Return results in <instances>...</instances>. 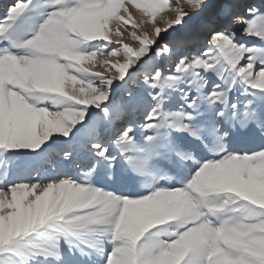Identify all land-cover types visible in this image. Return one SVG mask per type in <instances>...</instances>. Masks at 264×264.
I'll return each mask as SVG.
<instances>
[{
  "label": "rangeland",
  "instance_id": "374dc122",
  "mask_svg": "<svg viewBox=\"0 0 264 264\" xmlns=\"http://www.w3.org/2000/svg\"><path fill=\"white\" fill-rule=\"evenodd\" d=\"M29 1L22 0V2L17 5L20 7L15 6L16 9H12L13 11H11L12 13L10 12L11 14L8 13V19L6 20L7 25H1L0 23V31L6 33L7 37L13 40L14 37L12 31L15 29L14 24L16 22L18 24L19 19V21L23 22H19L20 25L22 24L20 27H23V25L25 26L26 24V26L23 27V31H27V38L25 41L34 44L35 41L33 34L34 36L36 34L37 36L42 37L43 41H47L55 47L54 50L50 51L52 54L49 53L48 57L51 55V59H56V56L58 58H64V64L67 69L78 74L86 83H93L96 86L100 81H103L105 84H109L111 92H100L98 95L92 97L82 94L75 97L68 91L64 90L62 80L56 75L53 82L44 87L43 91H40L36 95L34 93L30 94L31 100H34L35 98L38 99H35V104H28V107H34V109L11 110L13 119L9 124L5 123L4 117L1 118L5 110H0V125L3 126H0V191L3 190L4 192H7L9 190V185L14 186L16 183L18 184L16 174H18L23 168L29 169L30 178L27 180L28 183H31V181L32 183L34 181L36 182V180H33V177L38 168L32 167L33 165L35 166L37 164V166H40V169H42L40 171H43V177L40 178L41 180L38 179L37 182H39V185L36 186V189L34 188L35 190L28 189L21 193L19 198H14V200L11 201L12 203L10 202L11 204L6 203L2 205L4 206L2 209H4L5 215L8 216V218H11L8 222V226L11 229L9 237L5 239L9 243L3 241V234H1L0 258L3 256L2 253L6 252L4 249H7V251H10L12 247L19 249L20 246L25 245V243L31 242L34 245L42 246L43 250L48 253L47 257L41 256L42 259L44 258L41 263L85 264L84 261H86V258L90 257L94 264H142L143 261L148 260L149 257L158 253L160 254L159 256H168L173 253L176 255H182V260L185 263L186 258H184V256H187L188 252V255H191V258L194 256L192 260L194 263L192 262V264H195V262L199 264L202 256L205 255L209 248H211V245L207 238H200V233L198 231H195L194 229L185 231L186 227H192L198 223H196V218L188 221L190 218L187 219L184 213V215H182V212H179L178 216L180 217H178V219L180 220L183 216L185 217L181 221V224L175 227L176 229L172 228V225L166 220L156 222L157 225H146L145 228L141 214H139L134 220L137 226H131L134 232L130 233V231L129 233L124 234V236L118 235L116 243L111 240V244H105L101 249L98 247L93 248L85 238L88 233L93 234L99 230L101 226L100 221H96L95 217L94 219L93 217L92 219L89 217L88 213L91 210V207L80 206L69 196H54L55 190L59 188L60 185L63 186L62 184H64V182H73V180L76 182L80 177H85L84 174L86 172H83L92 164L93 160L91 159H94L92 149H90L88 144L89 142H82L79 144L78 151L75 152L77 154L76 158L66 159L65 162H59L56 165H53L52 163L58 160L53 159V156L49 153L48 149H51L53 150L52 152H54L56 151L55 148H59L61 149L59 153H61L63 149H66L72 143L76 142V139H78V132L91 123V117L102 115L105 120L111 117L113 120L120 118L126 122L127 120L124 119V117L128 114V109L131 107H137L136 105L142 102V105L145 106L144 114L148 113L149 115V110H151L152 105H155L156 103H159V106L162 109H166L172 103L171 98L179 93L180 90H177V87L181 85L178 81L182 78L180 77L178 67H176L178 60L174 59V64L165 61L163 66L160 67L156 66L157 61L165 54H167L166 60L174 58L175 55H177V57H190L193 53V50H190V48H192L193 45L200 43L193 37L189 38L196 31L189 35L188 38L184 35V38H187L185 45H182L180 35L181 33H186V31L194 29L197 23H201L200 29L197 30L198 33H202L203 30H205L202 45H207L208 38L211 37L209 34L211 30L214 29V20H212V18L215 15H219L223 9L227 15L225 22L229 26V33L227 36H231L230 41L234 47V53L231 55V59L227 57L225 59L226 62H219L217 67L212 68L209 72L213 77V82L221 79L225 82H223L225 85L227 84L224 89V94L219 97V100H222V102L228 100L226 110H232L233 106L236 105V103H234V98L236 96L241 99L237 104L240 109L244 102V97H247V102L250 100V106H254L256 103H263L264 97L260 96V92L264 91V89L261 86H258L254 80H257L258 74L263 73L264 63L255 62L253 64L254 67L249 69L250 64L254 62L253 56L255 54L249 50V47L257 43L256 41L258 40V37L254 36L247 29V12L243 11L242 8L232 12L230 7H232L236 0H104L108 7L109 22L113 21L114 17L118 24H121L119 28L122 30L115 31V33L120 32V38H116V36L111 35L100 22L98 16L99 2L97 1L77 0V2L74 1L73 3L72 0H45L46 3L43 9H45L46 12L44 10H38V8L35 7L36 5L34 6V3H31L34 0ZM247 1L248 0H245L244 4H246ZM75 3H78L77 6ZM119 3H122V7H124V4L129 3L130 6L124 8L125 14L119 15V13L114 11ZM57 4H59V6L52 9V6ZM255 4L258 5V7L256 6L258 12L253 14L257 17L256 26L264 25V0H256L254 5ZM47 9H51L52 12L47 11ZM31 10L32 13L30 12ZM33 12H35V14ZM49 12L53 14L51 16L47 15V18L45 15L47 13L49 14ZM4 13L5 11H3L1 14L2 16L0 15V17H3ZM184 14L187 16L177 22L179 24L176 27H173L172 30L170 29V31L167 32L169 34L158 30L159 19H168L169 23H167V25L171 26L174 24L177 17ZM233 14L241 18V22L238 26L236 25L237 20L232 19ZM31 16L32 18H30ZM44 16L47 18V22H43L44 19L42 17ZM20 17L22 18L20 19ZM12 21L15 23L13 24ZM37 23L40 26H38V28L41 34H39V31H35L36 33L33 31V26L38 25ZM148 29L154 30L152 31L154 32L153 42H151L153 39H150L147 32H145V30ZM42 30H47L48 33L47 31L43 32ZM49 31L51 33H49ZM75 34L80 35V37L74 38ZM167 35H171L172 39H169L170 41L168 40ZM71 40H74L76 44L74 45L71 43ZM226 45L229 44H219V46ZM183 48H186V53L184 54H182ZM84 49H87V53H91L92 56L98 59H102L105 56H112L119 60L120 63L118 65L111 64L110 60L106 59V64L111 67L107 66L104 71L84 70L78 68L79 60L76 57H73V55L80 56L82 53L81 51ZM213 51L214 54H216L218 49H214ZM13 57L14 56L9 59L11 63L7 64H14L15 60ZM210 58L213 61L214 55H207L205 60L209 61ZM207 63L209 65L210 62ZM186 68H188L186 71L187 77L185 78L186 84H184V87H181L180 93L187 94L183 95L182 98H179L178 101H176V105L184 106V112L179 114L180 124H175L177 119L174 121L168 120V123H171L172 126L167 127V125H164V127L161 121L158 122V120L151 119L150 124L154 127V131L143 137L144 145L149 143V138L153 136H161L163 138L165 132H167V135L169 136L170 134L171 137L173 134L179 132L184 137L181 141V147H188L183 150V155L188 157L191 153L190 146H188L189 141L192 140L196 142L198 139L199 143H202L203 148L207 149L205 158H208L209 162H223L225 159L224 163L218 162L220 164H209L212 172L210 177L213 180H215V173L218 174L221 172V174H224L221 175L219 173L221 177L219 180H215L216 183L220 184L219 188L222 189L216 188L212 183H208L210 186L205 189L204 194L206 196V203L212 216L216 219H224L223 221L225 224L228 221H240L241 223L247 219L262 222L264 219V211L261 210L260 207H263L264 209V185L262 184V182L264 183V171L259 172L257 169V167H261V164L256 155H252L251 153L246 154V152L244 154L242 148L230 150L225 143H221L220 147H217V136L209 134L203 128V121H205L203 120L204 112L211 110V106L209 107L208 104V96L212 90H210V86H205L200 82L202 73H200L198 67L188 65ZM158 69L159 71L157 73ZM126 70H128V72L119 79V74ZM236 71H238L239 74H237ZM249 72L254 76L253 81L250 74H248ZM4 73H6L5 70L3 75ZM160 76L164 79V82L161 84L162 89L158 88L159 85L156 81ZM134 77L140 79H137V83L135 84V87L138 85V88H133L129 85ZM241 78L242 82H239L238 80ZM233 79H235L234 85L237 84L235 87L236 95L233 93L229 95V88ZM152 85L155 86V94L151 93V95L147 91L151 89L150 87ZM185 87H189L187 92L184 91ZM18 88H20V86H17L15 91H18ZM156 89H159L160 93L159 90L156 91ZM146 93H148L147 99L143 101L142 95H146ZM194 93L199 96L201 101H196L192 98L189 100L187 99L188 95H194ZM249 94L255 97H250ZM1 96L0 93V99ZM185 113L188 116H186ZM18 114L21 116V119H19ZM138 114L139 113L135 115ZM111 124V129H113L115 125ZM183 124L186 127H183ZM192 125H194V127H192ZM187 127H191L190 132L185 129ZM124 128L126 129V126L119 124L118 129L124 130ZM196 129H199V132ZM95 131H97V129H95ZM193 131H195L196 135L193 134ZM104 132L105 131L97 134L101 135ZM223 132V129L220 130V134H223ZM137 133H139V131H137ZM176 135L179 134H175V136ZM206 135H208L209 138H205ZM162 138H159V140L162 141ZM151 140L154 141V139ZM177 145L178 144H175V146ZM173 147L172 143L171 148ZM215 147L217 149H214ZM199 148L203 149L202 147ZM99 152H102V149H99ZM230 153L235 154L234 157L230 159L231 161L226 160V155H230ZM98 156L104 163H107V161L110 163L114 160V154L102 152ZM200 161H202V158L180 160L181 166L188 171L186 177L189 180L195 181L199 175L203 174V165ZM262 165L264 166V164ZM251 170L254 171V174ZM78 176L80 177L78 178ZM199 184L204 185V183H201L200 181ZM181 189L184 190L182 184L172 181L169 185L168 183L166 184V189L163 190V193H167L170 196L174 195L172 196V199L177 203L179 198L184 199L179 193ZM261 194L262 196H260ZM137 197L138 196H136V198ZM260 199L262 202L259 204L256 203L260 201ZM129 204L131 206L132 203H128V205ZM132 205H134V203ZM142 205H139L140 208H143ZM162 207L168 208L167 206ZM171 207L174 208L173 206ZM188 209L189 206H186L185 210ZM155 210L159 212L161 216L165 215L158 209ZM154 211L147 213V210H144L142 211V215L146 213L147 215L144 214V217L149 215H153L154 217L157 216V219H154L159 220L158 218L161 216ZM4 212H0V216H3ZM221 213L224 214L222 215ZM252 214L253 216L251 217ZM5 215L3 216L4 218L6 217ZM247 216L251 218H248ZM253 217L255 218L253 219ZM230 218L232 219L229 220ZM137 219L138 221L140 220L139 223L136 221ZM154 219L152 218V220ZM182 222L186 227H182ZM140 223L142 225L144 224V228L141 227L142 225ZM135 228L141 230L136 231ZM181 233L187 234L185 236V241L181 242L179 245H175L176 239L181 240ZM234 234L237 236V233ZM243 238H241L243 241L240 238L239 241L243 242V247L246 246L247 248L249 245L248 238L246 236ZM88 245L92 248V253L90 252L88 254L89 256L86 255L82 249L87 248ZM211 253L212 252L209 254ZM262 256L263 259L260 257L259 264H263L264 262V254H262ZM244 257V261L247 264L258 263L257 260L254 259L255 256L253 258L252 255L248 254ZM28 258H32V261H36V256H34V258L33 256H28ZM232 258L226 256L224 259L225 262L231 260V262H234L236 259ZM44 260H46V262ZM37 263H39L38 260L35 264ZM182 263L183 262L181 261L180 264ZM218 263V261L213 262V264ZM167 264H169V262H167Z\"/></svg>",
  "mask_w": 264,
  "mask_h": 264
},
{
  "label": "bare ground",
  "instance_id": "6f19581e",
  "mask_svg": "<svg viewBox=\"0 0 264 264\" xmlns=\"http://www.w3.org/2000/svg\"><path fill=\"white\" fill-rule=\"evenodd\" d=\"M74 1L77 2V0H72L73 3ZM94 1L99 2L98 16L104 28L111 35H115L116 38H120V32L115 33V31L122 30L121 28H119L121 24L119 25L114 17H113V21L109 22V13L106 2L104 0H94ZM255 1L256 0H248L246 4H244L245 0H236L233 3L232 7H230L232 9V12H235L240 8H242L243 11L247 12L246 14V19L248 20L246 22L247 29L254 36L258 37V40L256 41L257 43L249 47V50L255 53L253 56L254 62L250 64L249 69H252V67H254L253 64L255 62L264 63V25L256 26L257 17L253 14L258 12L256 9V6L258 7V5L257 4L254 5ZM20 2H22V0H16V1L0 0V15L3 13V11H5L3 17H0L1 25L2 24L7 25L6 20L8 19V13L13 11L12 9H14L15 6L19 5ZM31 3L32 4L34 3L33 5L34 6L36 5L35 7L38 8V10L45 11V9H43L46 3L45 0H34ZM75 4L77 6L78 3ZM58 6L59 4L53 5L52 9H55ZM129 6H130L129 3H126L124 4V7H122V3H119L117 4L114 11L119 13V15L125 14L124 8ZM47 11L52 12L51 9H47ZM30 12L32 13V10ZM50 12L49 14L47 13L45 15L47 18L48 16H51L53 14ZM33 13L35 14V12ZM185 16L187 15L184 14L177 17L174 24L171 26L167 25V23H169L168 19L161 18L158 20L159 26L157 28L161 32L169 34L167 32L170 31V29L172 30L173 27H176L179 24L177 22L181 21ZM44 17H42L44 19L43 22H47V18ZM232 17L233 20H237L236 25L238 26L241 22V18L239 16H235L234 14ZM21 18L22 17H20V19ZM30 18H32V16ZM226 19H227V15L225 14L224 9L221 11L219 15L213 16L212 20H214V24H213L214 29L211 30L209 34L211 35V37L208 38L207 45H202L205 30H203L202 33L197 32V30H199L201 27L200 26L201 23H197L194 29L188 30L186 31V33H181L180 36H181L182 45H185L188 36L191 35L194 31H196L189 38L193 37L195 40H197L200 43L193 45V47L190 48V50L191 49L193 50V53L190 55L191 58L189 56L177 57V55H175L174 58H171L170 60H166L167 54H165L161 57L160 60L157 61L156 66L158 67L163 66V63L165 61H167V63L174 64L175 63L174 59L178 60L176 67H178L180 77L182 79L180 78L181 80L179 79L180 81H178L180 82L181 86H178L177 90L180 91H181V87H184V84H186L185 78L187 77L186 71L188 69L186 67L188 65H193L195 67H198L200 73H202V76L200 77V82L203 83L205 86L207 85L210 86V90H212V92L208 96V101H209L208 104L209 107L211 106V110L204 112L203 120L205 121H203L204 122L203 128L209 134H212L213 136H217L216 144L218 145L217 146L218 148L220 147L221 143H225L226 146L230 148V150L231 149L237 150L239 148H242L244 154L246 152V154L251 153L252 155H256V157L258 158L261 164L260 167L259 164L257 163L259 166L257 167V169L259 170V172H261L264 171L263 169L264 166L262 165L264 164V102L256 103L254 106H250V100H248L249 102L248 103L246 101L247 97L246 98L244 97V99L242 98L244 102L242 103V107L240 109L238 108L237 104L239 101H241V99H239V97L236 96L234 98V103H236V105L233 106L232 110H226L228 100L222 102V100L221 101L219 100L220 99L219 97H221L224 94V89L227 84L225 85L224 84L225 82L222 81L221 79L213 82L212 79L213 77L209 73L212 68L217 67L219 62L220 63L226 62L225 59L227 57L231 59V55H233L234 53V47L230 41L231 36H227V34L229 33L228 30L229 26L225 22ZM19 22L21 21H19L18 19V24L17 22L16 23L14 22L15 24H17L15 25L12 21V23L15 26V27L13 26L15 29H13L12 31L14 37L13 40L9 39L6 33L0 31V93L2 95L0 99V110H5L1 118L4 117L5 119L4 121L6 124H9L13 119L12 118L13 114L11 110H26L30 108L34 109V107H28V104L29 103L35 104L34 101L37 98L31 100L30 94L34 93L36 95L40 91H43L44 87H46L48 84L53 82V79L56 75L62 80L64 90L68 91L70 94L74 95L75 97L80 96V94L88 95L92 97L98 95L100 92H106V91L111 92V88L109 84L108 83L105 84L103 81H100L99 84L96 86L93 83L91 84L86 83L83 80V78L80 77L78 74H75L71 72L70 69H67V67L64 64L65 63L64 58L61 57L58 58L56 56V59H51L52 58L51 55H49L48 57L50 51L54 50L55 47L53 44H49L47 41L46 42L43 41L42 37L37 36L36 34L34 36L33 34V38L35 41L34 44H32L29 41H25L27 38L26 35L27 31H23V27H25L26 24L25 26L23 25V27H20L22 24L20 25ZM39 24L33 26L34 29L33 28L32 29L34 33H36L35 31H39L38 28ZM42 31L46 32L47 30L46 31L42 30ZM152 31L154 30H150V29L145 30V32H147L148 34V37L150 39H153L151 40V42L154 41V32ZM49 33L51 32L49 31ZM39 34H41L40 31ZM184 35H186L187 38H184ZM167 36H168V40L172 39L171 35H167ZM78 37H80V35L78 34L74 35V38H78ZM71 43H73L74 45L76 44L74 40H71ZM224 43H228L229 45L219 46V44H224ZM214 49H218V52L216 54H214L213 51ZM81 52L82 53L80 54V56L73 55V57H76L79 60L78 68L84 70L89 69V70L104 71L107 66L111 67L110 65L106 64L105 62L106 59L110 60L111 64L118 65L120 63L119 60H117L112 56H105L104 58H102L103 59L102 60L92 56L91 53H87V49H84ZM184 53H186V48H183L182 54ZM207 55H214L213 61L211 60V58L209 59V61L205 60V57H207ZM9 56L10 57L14 56L13 57L15 60L14 64H7V63H11L9 61L10 59ZM207 62H210L209 65ZM4 70L6 73H4L3 75ZM158 71L159 69L157 70V73ZM127 72L128 70L119 74V79H121L124 76V74ZM236 72L237 74H239L238 71ZM248 74H250V72ZM262 74H258V78L257 80H254V82L257 83L258 86H261L264 89V74L263 75ZM250 77L252 78L253 81L254 76L252 73L250 74ZM137 79L140 80L138 77H134L131 84L129 85L133 88H138V85L135 87V84L137 83ZM156 81L157 84L159 85L158 88H161L162 87L161 84L164 82V79H162L160 76L159 78H157ZM238 81L242 82V78L239 79ZM234 82L235 79L232 80L231 86L229 88V95L232 93L236 95L235 87L237 86V84L234 85ZM17 86H20V88H18V91H15ZM150 88L151 89L147 92L150 94L151 93L155 94L154 91L155 86L152 85ZM188 88L189 87H185L184 91L187 92ZM157 90L159 89H156V91ZM148 93H146V95H142L143 101L147 99ZM179 93L171 98L172 103L166 109H162L159 106V103H156L155 105L153 104L151 110H149L150 111L149 115L148 113L144 114L145 106L142 105L143 102L136 105L137 107L129 108L128 114L125 115L124 117V119L127 120L126 122L124 120H121L120 118L113 120V118L111 117L105 120L104 117H102V115L101 116L99 115L100 117L99 116L91 117V121H90L91 123H89L88 126H86L80 132H78V139H76V142L72 143L66 149H63L61 153H59L61 150L59 148H55L56 151L54 152H52L53 150L48 149L49 153L53 156V159L58 160L56 162H53L52 163L53 165H56L59 162H65L66 159L76 158L77 154L75 152L78 151V146L82 142L83 143L89 142L88 143L89 147L90 149H92V154L94 156V159H91L93 160L92 164L87 168V170L83 172V173L86 172L84 174L85 177L81 178L80 176H78V178L80 177L81 179L79 178V180L76 182H74V180L73 182H64V184H62L63 186L60 185L59 188L55 190L54 196H59V197L69 196L73 198L78 205L84 207L85 206L91 207V210L88 213L89 217H91V219L92 217L93 219L95 217L96 221H100V226H101L99 230L94 232L95 234L88 233V235L85 238V240H87V242H89L93 248L98 247L101 249L104 247L105 244H109V243L111 244L110 242L111 240L112 242L116 243L118 235L124 236V234L129 233L130 231H131L130 233L134 232L131 226L136 225L134 220L136 219V216L139 214H141V218L143 220L142 222L145 224V228L146 225H150V226L154 224L157 225L156 222L162 220L169 221V223L172 225V228H175L177 225L181 224V221L185 217L183 216L182 219L180 220L178 219V217H180L178 216L179 212L180 213L182 212V215L185 214L187 219L190 218L188 221L196 218L197 219L196 223H198L192 227L190 226L187 228L182 222L183 224L182 227L183 226L186 227L185 231L191 229L198 231L200 233V238L201 237L207 238V240L211 245V248H209V250H207L205 255L202 256L200 262L198 261L199 264H213V262H217V261L219 262L218 264H247L244 261L245 258L244 256L248 254L252 255L253 258L255 256L254 259L257 260L258 262L256 264H259L260 257L263 259L262 254H264V219L262 222H259L257 220L247 219L246 221L243 220L244 222L241 223L240 221H230V222L228 221L225 224V222L223 221L224 219L223 220L221 218L216 219L215 217L212 216L208 208V205L206 203V196L204 193H205V189L208 186H210L208 185V183H212L216 188L222 189L219 188L220 184L216 183L215 181L216 179L219 180V178L221 177L220 176L221 172H219L220 174L215 173V180H213L210 177L212 172L210 169L211 166L209 164H220L218 162L224 163L225 159L223 158L224 159L223 162L222 161L209 162L208 158H205V155L207 154L206 153L207 149L203 148L202 143L201 142L199 143L198 139L196 142L192 140L189 141L188 146H190L191 153L188 157H186L185 155H183L184 154L183 150L187 149L188 147L187 146L181 147L182 145L181 141L183 140L184 137L179 132L175 133V134H179L176 136L175 134L172 135L171 133L172 135L171 137L170 134L169 136L167 135V132H165L163 138L161 136H156V137L153 136L149 139L150 140L154 139V141L149 140V143H146L144 145L143 137L147 136L148 134L154 131L153 129L154 127L152 126V124H150L151 119L158 120V122L161 121L163 123V126L167 125V127L172 126L171 123H168L169 122L168 120L174 121L177 119V121H175V124H180L179 114L181 112H184L183 109L184 106L176 105V101H178L179 98H182V96L187 93L185 94L184 93L179 94ZM194 95L193 94H190V96L188 95L187 99L189 100L192 98L193 100L201 101L198 95H196L195 93ZM251 96L253 95H250V97ZM260 96L264 97V91L260 92ZM254 97L255 96H253V98ZM137 113L139 114L135 115ZM186 116L188 115L186 114ZM18 117L19 119H21V116L19 114ZM110 124L115 125V127L111 129ZM119 124H123L124 126H126V129L125 128L124 130L118 129ZM182 126L186 127L184 124ZM192 127H194V125H192ZM95 129H97L98 132L95 131ZM185 129L188 132H190L191 127H187ZM222 129L224 132L223 134H220V130ZM196 130L199 132V129ZM103 131H105L103 134L98 135L99 132H103ZM137 131H139V133H137ZM193 134L196 135L195 131H193ZM159 138H162L163 140L161 141L159 140ZM205 138H209V136L206 135ZM172 143L174 146L173 148H171ZM175 144L178 145L175 146ZM199 147H202L203 149H200ZM99 149L100 150L102 149L103 153L106 152L108 154L109 153L114 154V160L112 159L113 161H111L110 163H108V161L107 163H104L103 160H101V158L98 156L100 155V153H102L99 152ZM214 149L217 148L215 147ZM234 155L235 154H231V153L230 155H226L227 156L226 160L232 159ZM188 158H202V161L200 162L203 165L202 168L204 171L203 174L199 175L195 181L189 180L186 177V173L188 171L186 168H183L180 163V160L183 159L188 160ZM32 167L38 168L37 171H35L36 173H34L35 174L34 177L32 176L33 180H36V182L34 181L32 183L31 179L30 181L32 184L27 182V180L30 178L29 169L23 168L18 174H16L17 175L16 180L18 181V184L16 183L14 186L9 185L10 187L8 186L9 190L7 192H4L3 190L0 191V212H4V209H2L4 207L2 206L3 204L6 203L11 204L12 203L11 201H13L14 198L16 197L19 198L21 193L25 192L28 189L30 190L34 188L36 189V186L39 185V182L37 181L38 179L43 177L42 176L43 171L42 172L40 171L42 169H40V166H37V164L35 166L33 165ZM253 172L254 171H252V173ZM172 181L179 182L180 184H182L184 190L181 189L179 193L184 197L185 200L183 198H179L178 202L175 203L174 200L172 199V196L174 195L170 196L167 193L166 194L163 193V190L166 189V184L168 183L169 185L170 182ZM199 181L201 183H204V185L199 184ZM194 182L196 183V185ZM160 184H162L163 186ZM262 184L264 185L263 182ZM136 196H138L139 198L138 197L136 198ZM260 196H262V194ZM261 202L262 200L260 199V201L256 203L259 204ZM128 203H132V204L134 203V205L131 204L130 206V204L128 205ZM139 205H142L143 208H140ZM168 205H171L174 208ZM162 206H167L168 208H163ZM186 206H189L188 210H185ZM155 209H158L160 212H162V214L165 215L161 216V214H159V212H157ZM260 209L264 211L263 207L262 208L260 207ZM144 210L145 211L147 210V213L155 210L156 212L155 211L154 212L158 213V215H160L161 217L158 218L159 220H156L157 216L154 217L153 215L144 217L143 216L144 214L147 215L146 213L142 215L143 213L142 211ZM221 214L223 215L224 213ZM3 216L2 215L0 216V237L1 234H3V241L8 242L5 239H7V237H9L10 235L11 228L8 226L9 225L8 222L10 221L11 218H8V216L6 215L5 218ZM252 216L253 214L251 215V217ZM247 217L251 218L249 216ZM152 218L153 219L156 218L154 219L155 221L152 220ZM254 218L255 217H253V219ZM231 219L232 218H230L229 220ZM136 221H138V219ZM143 225L141 227H143ZM135 230L140 231L136 228ZM234 233H237L236 234L237 236H235ZM186 235H187L186 233L185 234L181 233V240L176 239L175 245H179L181 244V242H184ZM245 236L248 238L249 241L248 242L249 245L247 244L248 245L247 248L246 246L243 247L244 243L239 241V238L241 239ZM178 237L180 238L179 235ZM6 244L4 245L7 246ZM89 245L85 249L82 248L86 255H88L90 252L92 253V248H90L91 245L90 246ZM4 250L6 252L2 253L3 256L1 255L2 257L0 258V264H35L37 260L39 262L37 264H49V263H41V261L44 259V258L42 259L41 256L42 257L48 256V253H46L47 251H44L42 246L34 245L31 242L25 243V245L20 246L19 249L12 247L10 251H7V249ZM210 252L212 253L209 254ZM159 255H160L159 253L152 255L151 257H149L148 260L143 261L142 264H167V262H169V264H180L181 261L183 262L182 264H188V263L192 264L193 262L192 260L194 258V256L193 258H191L190 257L191 255H188L187 252V256H184V258H186L185 259L186 262L184 263V261L182 260L183 258L182 255H176L174 253L168 256L165 255L159 256ZM28 256L30 257L33 256V258L34 256H36V261H32L31 260L32 258L29 259ZM226 256L230 258L233 257L232 259H236V260L234 262H231L232 260L225 262L224 258ZM44 261L46 262V260ZM84 263L94 264L90 259V257L89 258L87 257ZM195 264L197 263L195 262Z\"/></svg>",
  "mask_w": 264,
  "mask_h": 264
}]
</instances>
